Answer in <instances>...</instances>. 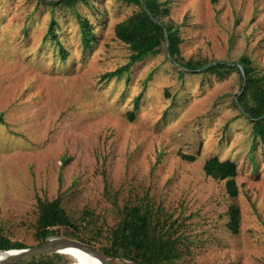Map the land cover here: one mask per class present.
Returning a JSON list of instances; mask_svg holds the SVG:
<instances>
[{"label":"rangeland","instance_id":"rangeland-1","mask_svg":"<svg viewBox=\"0 0 264 264\" xmlns=\"http://www.w3.org/2000/svg\"><path fill=\"white\" fill-rule=\"evenodd\" d=\"M86 2L0 0V242L37 246V199L60 195L78 236L99 246L119 208L148 198L163 220L181 223L188 253L176 264H264V143L254 141L236 101L238 72H180L163 42L119 77L104 78L128 61L113 27L135 6ZM169 10L184 59L230 64L244 55L264 72V0H172ZM77 13L92 25L88 46ZM52 18L57 38L46 35ZM213 155L236 163L233 198L225 182L203 173ZM230 203L239 209L237 233L226 226ZM56 253L75 261L62 248Z\"/></svg>","mask_w":264,"mask_h":264},{"label":"trees","instance_id":"trees-1","mask_svg":"<svg viewBox=\"0 0 264 264\" xmlns=\"http://www.w3.org/2000/svg\"><path fill=\"white\" fill-rule=\"evenodd\" d=\"M39 3L48 4L51 7L74 8L79 3H87L88 0H37ZM135 6V9L124 19L114 24V35L123 42L128 50V61L103 74L105 78L120 76L130 69L133 64L142 61L147 56L158 52L160 45L166 43V51L172 63L179 66L180 72L210 71L216 75H223L228 71L238 72L240 78V93L236 95V101L242 107L244 113L251 122V133L254 141L258 139L264 143V72H255L248 56H241L236 63L209 62L184 59L180 55V43L178 25L168 19L169 8L172 0H116ZM80 27L82 45L88 46L96 37L92 32L90 21L77 13ZM55 26L58 23L51 19L46 31L47 36L56 37ZM57 38V37H56ZM55 38V39H56ZM63 49V46H60ZM245 74L243 80L242 71ZM140 95L135 98V107ZM133 113L128 118L132 120ZM0 121L2 116L0 114ZM180 157L192 162L195 156L179 153ZM206 177L225 182V190L229 197L233 198L238 193L235 177L237 174L236 163L230 159L221 160L213 155L205 159L202 165ZM37 218L35 223V238L38 245L46 239L57 236L73 237L82 243L90 245V241L81 239L76 233L77 226L72 222L61 204V196L54 199H37ZM227 228L232 233H237L239 228V209L234 203L227 208ZM88 211H84L82 219L87 225L90 217ZM167 216L166 220L171 219ZM117 222L109 229L104 244L90 245L99 250L109 260L119 259L131 264H176L183 255L188 253L184 246L183 235L178 233L181 223L170 220L169 223L162 219V207L153 205L148 198L139 203H125L117 210ZM26 248L22 242H10L2 238L0 250ZM62 256L55 252L52 256L45 253L39 254L14 264H65Z\"/></svg>","mask_w":264,"mask_h":264},{"label":"water","instance_id":"water-1","mask_svg":"<svg viewBox=\"0 0 264 264\" xmlns=\"http://www.w3.org/2000/svg\"><path fill=\"white\" fill-rule=\"evenodd\" d=\"M165 45L167 44L165 43ZM241 71H242L243 80H244L245 74L243 70ZM64 247H73V248L80 249L84 252L90 253L91 255L95 256V258H97L101 262V264H110L109 259L105 258V256L99 250L89 245H86V244H82L76 241H71V240H67V239L59 238V237L48 238L42 244L30 247V248L15 249L17 253L9 256L8 258L0 260V264H14L20 261H24L25 259H29L33 256L36 257V255H39V254L48 253V252H58L60 248H64ZM3 251H7V250H3Z\"/></svg>","mask_w":264,"mask_h":264},{"label":"bare ground","instance_id":"bare-ground-1","mask_svg":"<svg viewBox=\"0 0 264 264\" xmlns=\"http://www.w3.org/2000/svg\"><path fill=\"white\" fill-rule=\"evenodd\" d=\"M62 251L65 253H69L73 256L75 261L70 264H101V262L95 258V256L91 255L90 253L84 252L80 249L73 248V247H64ZM17 253L15 249L7 250V251H0V260L8 258L9 256Z\"/></svg>","mask_w":264,"mask_h":264}]
</instances>
